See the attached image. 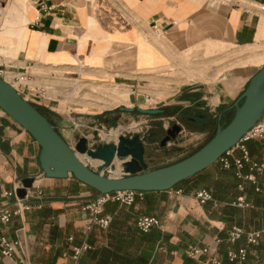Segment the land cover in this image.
<instances>
[{
    "label": "crops",
    "instance_id": "0c3cea01",
    "mask_svg": "<svg viewBox=\"0 0 264 264\" xmlns=\"http://www.w3.org/2000/svg\"><path fill=\"white\" fill-rule=\"evenodd\" d=\"M18 1L12 0V13L21 15L23 38L18 45L0 43V68L71 147L80 137L90 146L115 142L120 133L113 126L123 106L163 109L164 114L150 115L160 118L174 107L179 114H196L188 119L198 128L183 127L177 145L192 148L220 113L221 122L227 119L258 71L222 65L231 49L258 42L264 0ZM243 145L252 160L264 162V138ZM39 152L32 136L0 109V209H14L13 197L4 194L21 188L25 178L34 180L26 189L28 209L3 227L18 246L11 257L0 253V264H97L92 250L116 251L106 229H88L87 207L99 193L72 176L45 177ZM241 156L240 144L231 149V160ZM204 171L203 182L142 192L131 206L118 204L128 218L112 217L103 206L99 216L109 218V235L126 241L120 254L139 264H241L227 259V233L240 226L260 232V239L253 246L241 239L234 247H246L247 262L264 261V173L256 175L261 188L256 192L236 178L234 166L224 170L216 162ZM206 186L213 201L200 204L195 193ZM239 196L245 206H238ZM142 216L159 225L142 232L136 225ZM134 228L143 236L137 248ZM85 243L90 252L74 259L72 247ZM193 248L208 252L193 256Z\"/></svg>",
    "mask_w": 264,
    "mask_h": 264
},
{
    "label": "water",
    "instance_id": "95a60500",
    "mask_svg": "<svg viewBox=\"0 0 264 264\" xmlns=\"http://www.w3.org/2000/svg\"><path fill=\"white\" fill-rule=\"evenodd\" d=\"M0 109L26 130L40 147L39 165L47 178L65 179L72 176L99 194L116 191L162 192L194 177L214 165L264 117V66L249 80L246 88L231 106L232 119L222 125L219 114L211 139L191 155L163 167L150 169L145 160L142 137L119 135L113 143L90 146L86 137H80L71 147L56 126L34 104L26 100L8 81L0 77ZM120 111L145 115L164 114L163 109L120 107ZM182 127L171 125L160 140V147L175 140ZM120 158L122 174L105 175L114 169V158ZM87 159L98 160L90 166ZM33 178H25L16 196L23 199L31 188Z\"/></svg>",
    "mask_w": 264,
    "mask_h": 264
},
{
    "label": "built area",
    "instance_id": "2783aa9c",
    "mask_svg": "<svg viewBox=\"0 0 264 264\" xmlns=\"http://www.w3.org/2000/svg\"><path fill=\"white\" fill-rule=\"evenodd\" d=\"M8 0H0V15L1 11L6 5ZM41 8L46 10L48 7L46 5H41ZM6 70L0 68V77L6 80ZM7 81V80H6ZM12 85V84H11ZM14 88L23 96L19 88ZM24 97V96H23ZM25 98V97H24ZM264 138V117L248 131V133L241 139L237 144H240L242 150V156L231 160V150L227 151L219 160L222 169L227 170L231 166L235 167L236 178L243 180L245 182H250L254 186V191L260 192L261 188L257 183L256 175L264 173V162H257L250 158L248 152L246 151L243 143L249 140ZM247 170L244 172V170ZM240 187H243L240 185ZM16 191L6 192L4 198L11 199L13 197L15 206L14 209L10 207H4L0 209V253L5 257H11L16 247L18 246V241L8 240L2 230L12 219L13 216L20 214L22 211L28 209V205L25 203L30 197L28 191L23 199H19L16 196ZM140 191H116L109 194H99L94 202L89 204L87 207L91 213V221L88 225V229L93 225H97L101 229H106L109 225V218L107 216L100 217L101 208L107 202H117L122 206H131L137 196H141ZM195 197L200 204H204L208 201H213V196L211 192L202 188L196 191ZM238 206H245V199L243 196L237 198ZM136 225L142 232H148L152 227L158 226L159 222L153 217H139L136 220ZM72 238H70L71 240ZM241 239H244L247 245H257L260 239V232L258 231H247L240 226H232L227 233V241L230 243V247L227 249V259L229 262H239L241 264H264V261L255 260L252 262H247V249L244 246L238 245L234 247ZM91 247L88 244H82L72 247L74 259H78L83 252L88 251ZM208 248H193L190 254L193 256L206 254Z\"/></svg>",
    "mask_w": 264,
    "mask_h": 264
},
{
    "label": "rangeland",
    "instance_id": "374dc122",
    "mask_svg": "<svg viewBox=\"0 0 264 264\" xmlns=\"http://www.w3.org/2000/svg\"><path fill=\"white\" fill-rule=\"evenodd\" d=\"M236 66H246L249 72H254L264 66V31L256 44L243 48L231 49L228 52L227 63L223 64L222 68H232ZM195 94L196 93H190V97L191 95L196 96ZM166 114L168 116L162 115L163 117L161 116L160 118L158 116L144 115L137 112H123L122 114H118L116 125L113 126V129H118L119 135L131 137L135 134H139L142 137L145 148L144 157L150 169L170 165L185 158L202 146L215 132L216 121L212 122L211 126L205 130L206 134L192 148H180L177 146L179 144L178 140L181 141L182 139V132L179 133L175 140H171L164 147H160L159 142L165 136L166 130L171 125L179 124L182 128L188 126H192V129L198 128V125L192 124L188 119V117H196V114H179L175 107L168 108ZM164 117L167 118L164 119ZM150 134L151 136L149 137ZM95 145L96 144H92L91 146ZM121 161L122 159L115 158L113 161L114 167L118 165L121 169ZM90 166H93V164ZM106 171L107 172L104 171L103 173L110 176L122 174V169L117 174H113L110 168L106 169Z\"/></svg>",
    "mask_w": 264,
    "mask_h": 264
},
{
    "label": "trees",
    "instance_id": "16d2710c",
    "mask_svg": "<svg viewBox=\"0 0 264 264\" xmlns=\"http://www.w3.org/2000/svg\"><path fill=\"white\" fill-rule=\"evenodd\" d=\"M38 109L44 115H46V113L43 110H41L40 108H38ZM233 114H234L233 110L229 112L226 121L222 122L223 126H225V125H227L229 123V121L233 117ZM216 123H215V128H216ZM213 134L211 135V137L213 136ZM211 137H209L207 141H209L211 139ZM194 152H192V153H194ZM192 153H190L189 155H191ZM231 168H232V166H231ZM205 179H206L205 171H202L201 173L195 175L194 177H192L190 179H187V180L177 184L174 188H178V187L182 186L183 184H186L187 182H190V181H193V180H198V181L203 182ZM207 188L209 189L208 186H206V189ZM104 212L109 214V215H111L112 217H125V218H128L130 216V215H128L125 212L123 207L118 206L117 202H107L104 205ZM110 227H111V224L109 223L108 227L106 228V231H107L106 235H107L108 239L111 242L112 248H114L116 251L115 252H110V248H108V247L107 248L94 249L91 252L92 253V258H94L96 260L97 264H139V263H137V261L133 260V258H131L128 254H120V252H121L120 250L123 249V247L125 246L126 241L122 237L117 236L116 234L112 235V237H111V235H109V228ZM132 234H133V238H136L135 236H137V239L133 243V245L137 248L140 245V243H141L140 240H142V238H143L142 233L139 232L136 228H134L132 230ZM88 252H90V250H88Z\"/></svg>",
    "mask_w": 264,
    "mask_h": 264
},
{
    "label": "bare ground",
    "instance_id": "6f19581e",
    "mask_svg": "<svg viewBox=\"0 0 264 264\" xmlns=\"http://www.w3.org/2000/svg\"><path fill=\"white\" fill-rule=\"evenodd\" d=\"M11 3H12V0H9L7 5L2 9L1 15H0V43L1 45L2 43L9 44L10 46L12 44L18 45L21 38H23V27H21L23 20L21 18L20 13L16 15L12 13L13 11H12ZM116 131L117 130H115L114 132ZM87 161L90 163V165L93 164V166H96L97 164H99L98 160L87 159ZM120 170H121L120 167L117 165L114 167V169H111V172H113V174H117L120 172Z\"/></svg>",
    "mask_w": 264,
    "mask_h": 264
},
{
    "label": "flooded vegetation",
    "instance_id": "af4514ba",
    "mask_svg": "<svg viewBox=\"0 0 264 264\" xmlns=\"http://www.w3.org/2000/svg\"><path fill=\"white\" fill-rule=\"evenodd\" d=\"M151 136V134L149 135V137Z\"/></svg>",
    "mask_w": 264,
    "mask_h": 264
}]
</instances>
